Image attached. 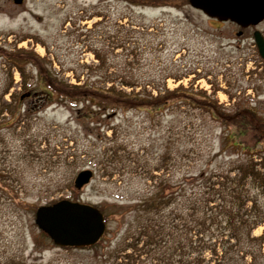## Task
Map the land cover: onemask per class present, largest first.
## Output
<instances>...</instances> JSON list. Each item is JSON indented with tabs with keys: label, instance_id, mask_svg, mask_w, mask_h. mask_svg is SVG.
<instances>
[{
	"label": "rangeland",
	"instance_id": "rangeland-1",
	"mask_svg": "<svg viewBox=\"0 0 264 264\" xmlns=\"http://www.w3.org/2000/svg\"><path fill=\"white\" fill-rule=\"evenodd\" d=\"M156 1L164 4L0 0V46L33 50L50 59L58 75L72 82L77 81L76 70L84 68L82 80L95 72L87 66L100 63L98 51L109 71L160 84L166 77L172 89L184 86L215 92L228 109L235 103L231 91L241 102L247 98L250 113L264 121V65L254 46L253 30L211 18L189 0ZM22 37L26 39L21 42ZM31 65L25 82L19 70L13 69L10 91H23L24 83H39ZM5 69L0 58V91L8 76ZM180 74L183 78L177 81L174 75ZM10 95L4 99L12 100ZM21 100L22 113L28 111L19 124L12 122L9 113L0 116V171L22 173L12 185L29 205L72 199L74 189L80 193L79 201L103 206L106 213L115 214L107 223L106 240L112 245L126 234L132 203L150 194L153 181L147 179L148 170L166 152L165 176L174 182L185 173L226 168L239 157L229 137L235 127L228 128L198 109L174 107L156 114L119 109L96 119L69 101L49 99L43 91ZM110 147L119 149L118 156L106 152ZM85 168L92 169L94 176L79 190L74 181ZM154 173L164 175L162 170ZM3 182L11 184L8 178L0 179V261L17 255L25 264H102L91 247H60L44 237L35 223L36 212L3 194ZM262 233L264 224L253 230L254 236ZM251 245L256 258L242 250L235 257L238 264H264V243L261 250L257 243Z\"/></svg>",
	"mask_w": 264,
	"mask_h": 264
},
{
	"label": "trees",
	"instance_id": "trees-1",
	"mask_svg": "<svg viewBox=\"0 0 264 264\" xmlns=\"http://www.w3.org/2000/svg\"><path fill=\"white\" fill-rule=\"evenodd\" d=\"M133 1L143 6L149 3L164 4L156 0ZM35 39L40 42L37 37ZM96 56L100 63L87 66L89 70L96 69L95 72L82 80L84 68L79 72L76 70L77 82H71L58 75L50 59L35 51L24 47L11 50L0 46V58L8 74L0 91V116L9 113L12 122L19 124L21 116L28 111L22 113L21 96L28 91H43L49 99L56 97L69 101L75 107H81L80 110L86 112L88 118L94 116L96 119V115L106 117L119 109L156 114L174 107H190L208 113L228 128L235 127L229 137L232 149L239 156L232 159L226 168L185 173L183 178L174 182L165 176L168 171L164 158L169 153L166 152L160 163L148 170L147 179L153 181L150 194L132 203L131 220L128 221L125 236L112 245L106 240L109 233L107 229L98 243L92 246L96 258H100L102 264H108L109 261L111 264H238L235 257L243 250L252 253L255 259L257 253L250 249V245L257 243L260 246L264 241V233L258 237L252 235L253 230L264 223V121L252 111L250 113L246 106V103L250 104L246 102L248 99L241 102L233 92L228 91L230 99L235 100L233 108L228 109L230 106H223L213 94L215 92L207 94L204 89L193 91L184 86L171 90L165 81L166 77L161 84L150 79L139 81L132 76L109 71L104 67V56L98 51ZM29 64H32L31 70L36 72L39 83H24V90L12 92L13 99L6 101L4 96L9 93L14 82L13 69L19 70L25 82L31 74ZM174 76L176 79L183 78L181 74ZM80 112V116L85 118ZM90 123L97 121L91 120ZM106 152L118 156L119 149L110 147ZM161 170L164 175H155L154 171ZM113 172L107 174L112 175ZM14 174H9L7 169L0 171V179L8 178L11 182L8 185L2 183L5 187L3 194L11 197L18 206L30 207L36 212L38 205L23 201L19 191L12 185L22 173L14 169ZM72 193L73 199L79 200L80 193L74 189ZM249 202L252 204L249 205ZM94 205L104 213L106 223L114 218L115 214L106 213L103 206ZM41 233L52 241L47 233L42 230ZM206 253L212 256L206 258ZM143 254L146 257L141 259ZM219 255L221 260L218 263ZM0 264L25 263L20 256L15 255L0 261Z\"/></svg>",
	"mask_w": 264,
	"mask_h": 264
},
{
	"label": "water",
	"instance_id": "water-1",
	"mask_svg": "<svg viewBox=\"0 0 264 264\" xmlns=\"http://www.w3.org/2000/svg\"><path fill=\"white\" fill-rule=\"evenodd\" d=\"M23 0H15L21 3ZM204 13L222 21L231 20L242 27L257 25L264 19V0H189ZM260 55L264 58V38L255 32ZM27 96L30 93L26 94ZM25 95H23L24 97ZM93 176L89 168L75 178L77 189L87 185ZM36 224L60 246L94 245L104 234L106 223L100 209L94 205L62 199L50 205H41L36 211Z\"/></svg>",
	"mask_w": 264,
	"mask_h": 264
},
{
	"label": "flooded vegetation",
	"instance_id": "flooded-vegetation-1",
	"mask_svg": "<svg viewBox=\"0 0 264 264\" xmlns=\"http://www.w3.org/2000/svg\"><path fill=\"white\" fill-rule=\"evenodd\" d=\"M259 25H263V28L261 29V32H262V35L264 37V20L260 24H258L256 26H249V28H251L253 30V32H255L258 29ZM262 62H263V65H264V61H262ZM263 73H264V66H263Z\"/></svg>",
	"mask_w": 264,
	"mask_h": 264
}]
</instances>
